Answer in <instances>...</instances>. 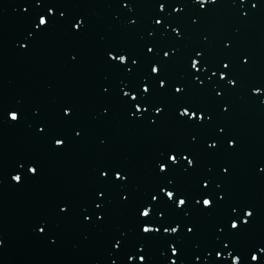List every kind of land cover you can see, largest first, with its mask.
I'll return each mask as SVG.
<instances>
[{
	"label": "water",
	"instance_id": "95a60500",
	"mask_svg": "<svg viewBox=\"0 0 264 264\" xmlns=\"http://www.w3.org/2000/svg\"><path fill=\"white\" fill-rule=\"evenodd\" d=\"M70 2L79 5L74 11L88 17V33L74 38L57 28L23 52L19 50V37L25 27L19 7L22 0H0V103L11 106L22 100L27 117L21 128H0V239L4 241L0 264H110V258L122 264L124 256L115 254L109 241L120 232H127L129 241L135 242L137 233L134 207L120 204L121 192L124 195L132 192L136 200L142 199L159 182L153 174L152 161L162 147L187 143L193 135L206 136L203 130L178 124L171 113L159 129L135 123L115 103L109 119H98L101 105L108 102L100 95V84L112 83L115 87L118 82L117 75L104 63L103 49L113 43L141 49L140 36L147 35L145 29L152 26L156 8L154 0H137L138 6L131 12L122 10L117 0ZM254 2L217 0L216 4L206 5L208 12L194 25L192 19L199 6L188 0L176 22L184 25L185 39L181 46L185 53L201 45L207 35V47L214 57L225 54L227 43L235 45L231 52L234 63H239L237 57L241 52L251 57L250 67L241 73L243 86L225 97L230 105L228 114H221L217 103L205 93H197L194 98L212 108L217 113L215 122L226 125L228 134L238 136L240 143L239 151L228 156L202 154L200 171L216 166L218 174L220 163L227 161L232 165L231 175L219 178L225 179L224 187L232 201L256 205L259 215L253 235L258 236L264 234V176L256 174L254 165L264 159V104L251 97L247 85L264 80V8L258 4L259 11L254 10L246 21L239 15V10L247 11ZM130 20H137V24L128 27ZM70 49L80 51L79 63H69L66 53ZM168 71L174 78H180L185 72L183 56L170 64ZM65 102L77 106L78 123L85 128L86 135L65 152L52 153L29 125L36 119L34 109L55 123ZM100 139H106V144L101 146ZM21 152L40 155L45 162L44 174L24 187H15L7 171ZM102 162L126 166L132 172V180L126 189L113 191L109 220L102 228H96L81 222L78 209L95 188V170ZM60 200L71 201L76 209L70 218L54 215L53 207ZM218 216L194 218L199 228L197 237L184 241L182 257H172L178 259V264L181 260L183 264H192L193 253L201 255L196 264L215 260L214 254L209 258L205 250L211 249L216 236ZM43 218L49 220L51 231L58 238L55 245L42 240L33 230ZM244 243L242 238L241 246ZM163 247L160 243L149 246L152 264H161ZM166 255L170 256V251Z\"/></svg>",
	"mask_w": 264,
	"mask_h": 264
},
{
	"label": "snow or ice",
	"instance_id": "6c2138e0",
	"mask_svg": "<svg viewBox=\"0 0 264 264\" xmlns=\"http://www.w3.org/2000/svg\"><path fill=\"white\" fill-rule=\"evenodd\" d=\"M117 3L129 12L138 6L137 0H117ZM191 3L199 6L192 19L195 25L208 12L206 5L216 4L217 0H191ZM258 4L264 8V0H256L247 11L239 10L241 20L246 21L254 10L259 11ZM187 6L188 0H154L156 13L152 26L145 29L147 35L140 36L141 49L122 43L109 44L103 49L104 63L117 75L118 82L115 87L112 83L100 84V95L108 102L101 105L98 119H109L115 103L129 120L152 129H159L171 113L178 124L206 132L204 138L193 135L187 143L167 144L158 151L152 161V171L159 182L142 199L136 200L132 192L127 195L121 192L120 204L134 207L136 240L130 242L127 232H120L109 244L115 254L124 256L122 264L134 260L152 264L148 250L153 243L165 245L161 264H178V259L172 257H182L184 241L197 237L199 228L194 218L219 214L211 249L205 250L209 258L215 256L210 264H228L229 258L230 264H264V234L253 235L259 215L256 205L232 201L224 187L232 165L227 161L220 163L218 174L216 166L200 171L202 154L209 157L234 154L240 149L239 137L228 134L226 125L215 122L217 113L194 98L197 93H205L217 103L221 114H228L230 105L225 97L243 86L241 73L250 67L251 57L241 52L237 57L239 63H234L233 43L224 44L225 54L214 57L207 47V35L201 45L185 53L181 46L185 39L184 25L176 19ZM19 7L25 24L19 37V50L23 52L57 28L74 38H82L89 31L88 17L74 11L79 5L70 0H22ZM136 24L137 20H130L128 27ZM66 55L69 63H79V50L70 49ZM181 56L185 72L177 79L169 73L168 66ZM217 74L218 79L213 80ZM247 87L251 97L264 104L261 99L264 80L253 81ZM33 115L36 119L29 128L52 153L65 152L86 135L85 128L78 123L77 106L72 102L60 106L55 123L44 118L39 109H34ZM26 119L22 100L11 106L0 103V128H21ZM105 144L106 139H100V145ZM44 165L40 155L21 152L11 161L7 176L13 186L24 187L42 177ZM254 169L257 175L264 176V159L257 161ZM95 171L96 186L79 205L78 214L81 222L102 228L109 220L113 191L126 189L132 172L118 162H102ZM75 211L69 200H60L53 207L54 215L64 219ZM33 230L42 240L52 245L58 243L47 218L39 220ZM242 238L244 246H241ZM3 246L4 241L0 239V247ZM169 251L170 256L166 255ZM193 256L192 264L201 260V255L193 253ZM110 264H117V260L110 258Z\"/></svg>",
	"mask_w": 264,
	"mask_h": 264
}]
</instances>
